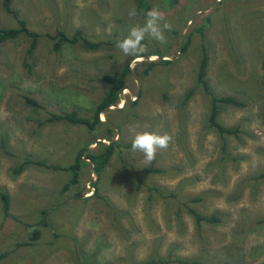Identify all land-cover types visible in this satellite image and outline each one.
Returning <instances> with one entry per match:
<instances>
[{
    "label": "rangeland",
    "instance_id": "obj_1",
    "mask_svg": "<svg viewBox=\"0 0 264 264\" xmlns=\"http://www.w3.org/2000/svg\"><path fill=\"white\" fill-rule=\"evenodd\" d=\"M143 4L13 0L40 37L31 57L24 37L0 47V192L10 196L9 216L0 203L1 264H264V224L254 225L264 218V0ZM3 27L17 24L0 0ZM78 29L99 48L53 50L49 36ZM203 54L212 94L245 103L219 108L218 122L240 127L238 136L209 124L211 97L197 82ZM127 64L119 101L94 130L47 121L72 111L91 119L109 88L103 77ZM110 141L100 177L85 160L65 193L69 172L31 165L14 175L24 159L66 167ZM188 207L222 221L200 226Z\"/></svg>",
    "mask_w": 264,
    "mask_h": 264
},
{
    "label": "trees",
    "instance_id": "obj_2",
    "mask_svg": "<svg viewBox=\"0 0 264 264\" xmlns=\"http://www.w3.org/2000/svg\"><path fill=\"white\" fill-rule=\"evenodd\" d=\"M138 4L140 7H143V0H138ZM13 0H2V7L7 14H10L16 21L17 27H8V28H0V47L1 45L18 40L20 37H24L29 40L28 48L26 50V54L28 57H31L38 46V39L40 35L29 29L27 22L19 17V13L17 10L13 8ZM51 39L55 40L53 50L55 52H59L62 44L76 45L79 44L83 48L87 50H97L100 46V43H94L89 41L83 34V31L78 29L74 32V34L69 37L62 31H57L54 36H49ZM151 56H157V54H150ZM142 57V56H138ZM163 64L169 63V61H160ZM156 65V62L149 63V69ZM26 67H29L28 63H25ZM208 70V60L207 56L203 54L198 68L197 73V82L204 91L211 97V110L209 114V124L213 127L217 133L220 135L227 136H238L241 133L240 127H226L221 125L218 122L219 108L221 106H232L237 108H242L245 106V103L233 96H222L216 97L212 94L210 87L207 82L206 73ZM131 73V69L129 65H125L122 69L121 73L116 76H104L103 80L108 84L109 88L106 91L105 95L102 97L100 102L95 106L93 115L91 119L82 118L77 115L76 112L72 111L70 113H64L61 115L52 114L47 121H65L72 125H82L85 126L89 130H94L95 127L101 124L100 115L103 114L106 110H108L111 106H115L119 101V96L121 91L126 86V79ZM193 89H191L185 97V100L189 99V96L192 94ZM24 99L27 104L35 107L37 106V102L33 99H30L24 96ZM41 125V124H40ZM109 132V131H108ZM110 133V132H109ZM116 147L115 141H110L109 144L103 145V147L97 151L92 152L88 151V146L82 148L76 155L72 164L66 167H62L56 164H49L45 161H33L31 159H24L23 162L18 165L14 169V175H20L27 166H38L46 169H51L55 171H65L70 173L69 181L63 186L62 193H65L69 190L71 186L78 184L80 176L82 174L83 165L86 163L85 160H88L93 165V171L95 172L97 177H100L106 165L110 161L112 155L114 154ZM147 172H154L151 168L146 169ZM256 178H264V172L259 174ZM138 188V185H137ZM96 191L94 192V194ZM80 193H77L75 197H80ZM199 198H197V201ZM0 203L2 212L5 216H9L10 212V196L7 192H0ZM48 210H42L40 212L41 216L38 219V223L42 226H46V217ZM187 212L194 218L196 223L201 226L202 223L207 224H219L221 223V218L216 215H201L198 211H196L192 207L187 208ZM264 224V218L259 219L254 225ZM39 232L35 230L32 232V240H36ZM6 253L0 254V264L2 260L6 257ZM177 262L179 264H188L184 259H178ZM154 261H145L141 264H153Z\"/></svg>",
    "mask_w": 264,
    "mask_h": 264
}]
</instances>
